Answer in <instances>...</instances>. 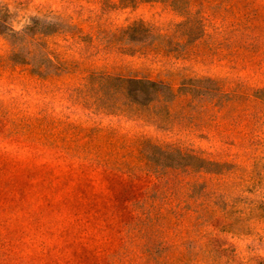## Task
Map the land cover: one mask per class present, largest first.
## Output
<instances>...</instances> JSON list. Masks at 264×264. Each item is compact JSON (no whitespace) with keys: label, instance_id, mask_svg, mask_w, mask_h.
<instances>
[{"label":"rangeland","instance_id":"374dc122","mask_svg":"<svg viewBox=\"0 0 264 264\" xmlns=\"http://www.w3.org/2000/svg\"><path fill=\"white\" fill-rule=\"evenodd\" d=\"M0 148V264H264V0H0Z\"/></svg>","mask_w":264,"mask_h":264},{"label":"trees","instance_id":"16d2710c","mask_svg":"<svg viewBox=\"0 0 264 264\" xmlns=\"http://www.w3.org/2000/svg\"><path fill=\"white\" fill-rule=\"evenodd\" d=\"M147 82V81H146ZM149 83L156 87L161 85V82L159 81H153L149 80ZM157 95V92L156 94ZM2 148H0V227L2 224L10 225V224H21V226H24L25 230L28 228H31L34 233H31L36 240H38L41 237L47 238L53 236L54 230L57 231V238L60 240H65V247H69L73 243L72 240H67V236L73 232V229H61L60 227H54L52 225V222L56 221L57 213L53 211H45L42 208H33V209H24V204L22 202H26L30 197L27 195L26 186L29 184L28 176H22L23 185L21 187L18 186V179H17V185L15 184L16 178H14L15 172H13V169L11 165L7 161H5V157L2 153ZM10 153V152H9ZM9 160H13V158H10ZM18 176V173H17ZM9 187L7 190H5L6 187ZM13 188H15V192H10ZM10 192V193H9ZM39 199H34L31 201V203L39 202ZM17 202L19 204V208H17V211H10L7 214H5L6 209L9 206V203ZM44 201H41L39 203H43ZM58 215L63 216L64 213H58ZM77 229V232H75V235L78 237L81 233V242L77 244L74 248V252H70V256H66L67 258V264H102L101 261H99V256L97 255L96 251L94 249H89L85 243L83 244V236L82 233L87 232L88 230L85 227L75 228ZM53 232V233H52ZM93 233V230H90V232H87V235H90ZM32 237V236H31ZM30 237V238H31ZM70 237V236H69ZM61 243V242H60ZM36 253L34 252L33 255ZM98 256V257H97ZM31 263L35 264V258L32 256H29ZM37 258V257H36ZM97 258V259H96ZM96 260V261H95ZM58 261V260H57ZM22 262H25L24 259H22ZM53 262V261H52ZM51 263V262H50ZM56 264V261H55Z\"/></svg>","mask_w":264,"mask_h":264}]
</instances>
